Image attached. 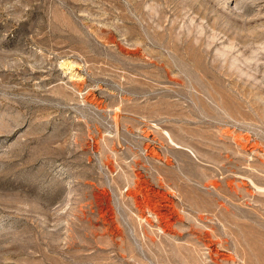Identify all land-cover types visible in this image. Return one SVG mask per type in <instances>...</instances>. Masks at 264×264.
I'll return each instance as SVG.
<instances>
[{
    "label": "rangeland",
    "instance_id": "rangeland-1",
    "mask_svg": "<svg viewBox=\"0 0 264 264\" xmlns=\"http://www.w3.org/2000/svg\"><path fill=\"white\" fill-rule=\"evenodd\" d=\"M0 264H264V0H0Z\"/></svg>",
    "mask_w": 264,
    "mask_h": 264
}]
</instances>
